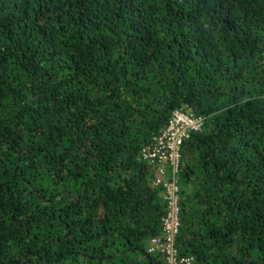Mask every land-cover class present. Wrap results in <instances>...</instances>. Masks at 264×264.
I'll return each mask as SVG.
<instances>
[{
  "label": "trees",
  "instance_id": "16d2710c",
  "mask_svg": "<svg viewBox=\"0 0 264 264\" xmlns=\"http://www.w3.org/2000/svg\"><path fill=\"white\" fill-rule=\"evenodd\" d=\"M176 110L180 257L264 264V0H0V264H169Z\"/></svg>",
  "mask_w": 264,
  "mask_h": 264
},
{
  "label": "built area",
  "instance_id": "2783aa9c",
  "mask_svg": "<svg viewBox=\"0 0 264 264\" xmlns=\"http://www.w3.org/2000/svg\"><path fill=\"white\" fill-rule=\"evenodd\" d=\"M205 118L176 110L170 123L156 139L153 147L143 151L144 159L158 168L156 186L165 190L167 212L162 219V235L152 239L150 251L166 255L169 264H198L193 256L180 257L176 239L180 232V185L178 173L182 161V146L191 134L202 130Z\"/></svg>",
  "mask_w": 264,
  "mask_h": 264
}]
</instances>
